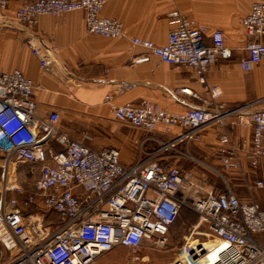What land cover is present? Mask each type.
<instances>
[{
	"label": "built area",
	"instance_id": "1",
	"mask_svg": "<svg viewBox=\"0 0 264 264\" xmlns=\"http://www.w3.org/2000/svg\"><path fill=\"white\" fill-rule=\"evenodd\" d=\"M106 4L107 0H37L20 6L13 21L31 33L26 44L41 68L48 70L54 64V49L34 33L39 17L83 12L89 34L106 39L125 37L123 23L102 15ZM7 6L6 0H0V30L7 22ZM170 18L175 28L165 45L133 40L148 53L135 58L133 64L147 63L154 55L171 66L193 69L209 99L182 88L173 92L178 101L186 96L201 105L181 114L148 100L113 107L117 122L151 135L137 143L141 155L131 165L122 163L118 149L96 150L74 140L61 129L58 111H39L31 79L19 70L0 71L3 184L10 182L15 162L40 167V177L24 206L53 212L59 223L55 230L44 223L42 214L26 215L19 201L8 197V193L22 196L26 191L12 184L4 188L0 244L15 254V264H92L120 247L140 249L149 244L164 248L183 208L199 216L196 229L204 225L207 242L212 243L207 247V242L192 240L195 231L171 264H264V199L240 198L227 182V188H213L204 176L199 177L193 169L182 170L174 162L184 159L206 167L186 150L203 142L208 125L225 126L223 119L236 114L237 120L229 124L251 127L252 138L233 142L230 133H224L216 155L223 170L237 173L242 180L257 173L264 164V109L252 110L245 119L220 102V87L209 85L212 67L233 59V50L221 30H211L179 11ZM243 26L249 38L248 57L240 66L249 73L264 60V0H253ZM148 143L157 148L146 152ZM254 189L264 191V181H256ZM220 243L225 245L222 250Z\"/></svg>",
	"mask_w": 264,
	"mask_h": 264
},
{
	"label": "crops",
	"instance_id": "2",
	"mask_svg": "<svg viewBox=\"0 0 264 264\" xmlns=\"http://www.w3.org/2000/svg\"><path fill=\"white\" fill-rule=\"evenodd\" d=\"M6 1L7 22L0 30V71H21L34 82V99L42 114L58 111L61 129L74 140L96 150L118 149L125 165L136 161L137 151L119 149L126 136L118 133V126L127 125L115 120L113 107L148 100L170 113L181 114L201 105L200 101L186 96L178 101L173 92L182 88H190L203 99H209L204 87L196 81L193 69L171 66L154 55H150L147 63L133 64L135 58L148 54L144 48L134 45L133 40L141 38L165 45L175 28L170 18L175 11L211 30H221L233 50L231 61L217 62L208 74L209 85L222 90L220 102L230 111H239L245 119L252 110L264 109L255 106L264 102V60L253 72L247 73L240 66L248 57L249 42L243 19L251 13L253 0H107L102 15L123 23L125 37L120 39L89 34L83 12L60 17L41 16L34 33L54 49V64L48 70L41 68L26 44L31 33L13 21L20 6L37 0ZM124 84L130 87L123 88ZM108 96H111L110 101L106 100ZM236 120L233 114L223 119L225 126L212 123L205 128L200 144L204 155L212 156L209 150L217 149L219 137L224 133H230L233 142L252 138L251 127L229 124ZM146 148L151 152L157 145L149 143ZM186 151L194 154L191 148ZM174 162L182 170L193 169L198 176H204L199 167L187 160L175 159ZM216 162L220 164L218 158ZM39 177L40 167L35 183ZM77 192L84 195L82 190ZM29 194L12 193L10 196L19 201L26 215L42 214L46 225L58 229L56 214L40 206H24ZM14 259L15 254L0 244V264H14Z\"/></svg>",
	"mask_w": 264,
	"mask_h": 264
},
{
	"label": "rangeland",
	"instance_id": "3",
	"mask_svg": "<svg viewBox=\"0 0 264 264\" xmlns=\"http://www.w3.org/2000/svg\"><path fill=\"white\" fill-rule=\"evenodd\" d=\"M255 106L264 107V102L256 104ZM118 127V133L126 136V139L121 143L119 149H121V151L125 149H133L135 152L137 151L134 159H139L141 151L137 143L149 138L150 135L146 132L131 128L129 126ZM200 146V144L191 145V153H194L193 155H195V157L197 156L198 159H201L206 167L196 164L191 165L199 167L201 174H204V177L207 179L211 187L224 189L227 188L228 183L230 188L240 198L249 200L264 199V191L260 192L254 189V183L256 181H264V167L255 174H249L248 178L242 180L236 173L234 174L237 176H231V172L225 171L221 168V165L216 162V159L218 158L215 152L216 150H209V152H212V156L209 157L208 154L204 155ZM148 151L149 149L146 148V152ZM143 158H146L145 154H143ZM4 164V159L0 157V198L3 195V189H6V187L8 188L12 185H18L26 192L32 193L34 190L35 181L39 174V167L31 164L15 162L11 166L12 178L10 179L9 183L7 182V185H4L2 179ZM210 168L217 170L221 175H218ZM12 193L16 192L8 193V197H11L10 195ZM182 210L183 211H181L176 222L170 229V233L167 237V243L164 248L157 249L149 244H145L140 249H128L120 247L101 256L92 264H171L179 257L182 247L195 231L196 232L193 235L192 240H198L201 243L207 242L209 240V238L205 235L208 233V231L204 225H201L198 230L196 229L199 225V216L190 209L183 208ZM211 243L207 242L206 244ZM14 261H16V258Z\"/></svg>",
	"mask_w": 264,
	"mask_h": 264
},
{
	"label": "bare ground",
	"instance_id": "4",
	"mask_svg": "<svg viewBox=\"0 0 264 264\" xmlns=\"http://www.w3.org/2000/svg\"><path fill=\"white\" fill-rule=\"evenodd\" d=\"M211 244H206L207 247H210ZM219 249H224L225 248V245L223 243H220L219 245Z\"/></svg>",
	"mask_w": 264,
	"mask_h": 264
},
{
	"label": "trees",
	"instance_id": "5",
	"mask_svg": "<svg viewBox=\"0 0 264 264\" xmlns=\"http://www.w3.org/2000/svg\"><path fill=\"white\" fill-rule=\"evenodd\" d=\"M184 210H186V209H184ZM181 211H183V210H181ZM181 211H180V213H181Z\"/></svg>",
	"mask_w": 264,
	"mask_h": 264
}]
</instances>
